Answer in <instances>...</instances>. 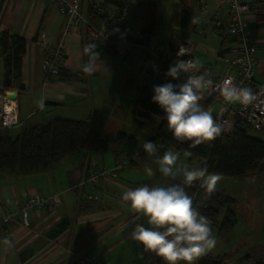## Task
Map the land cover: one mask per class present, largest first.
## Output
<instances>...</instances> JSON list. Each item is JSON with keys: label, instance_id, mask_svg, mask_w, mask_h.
I'll return each instance as SVG.
<instances>
[{"label": "crops", "instance_id": "1", "mask_svg": "<svg viewBox=\"0 0 264 264\" xmlns=\"http://www.w3.org/2000/svg\"><path fill=\"white\" fill-rule=\"evenodd\" d=\"M100 1L109 11L122 0ZM202 1L209 10L206 14L202 11ZM246 1L251 6L248 17L259 60L254 81L264 87V0ZM183 9L189 10L185 24L181 19ZM132 12L133 19L115 30V40H135L141 32L152 30L148 44L135 43L127 54H121L116 43L103 44V49L97 46L99 58L95 61L94 71L87 73L83 70L89 60L85 47L92 39H89L86 28L81 27L67 38L64 71L47 76L42 67L47 51L36 43L37 36L45 32L56 43L61 41L67 17L48 0H0V30L8 29L27 39L22 63L25 88L23 91L11 89L17 94L21 125L11 131L16 133L22 126L46 123L57 117L90 119L94 129L92 139L84 149L66 155L49 170L0 173L2 207L22 203L27 194L35 191L46 197L58 194L61 199L53 211L47 207L33 210L29 227L23 225L19 215L9 222L0 233V264H75L77 256L87 253L99 255L105 264H148L142 258L143 246L132 239V232L137 224L150 225L146 217L132 212L129 203L122 200V194L126 189L145 184L134 177L140 165L146 163L141 160L145 152L143 144L151 140L141 144V154L132 160L134 150L126 144V139L118 137L125 133L133 138L129 140L131 143L139 145L137 137L128 133L127 126L144 127V120L152 121L157 117L142 109L140 87L143 68L156 66L158 53L163 50L165 42H190L193 60L202 71L223 70L222 52L228 44L227 41L224 44V36H228L229 13L222 0H136ZM213 12H218V17L206 21ZM145 52H150L149 62ZM132 59L138 62L139 82L131 81L132 69L126 65ZM4 84L5 61L0 47V88H4ZM40 100H43L42 105ZM111 131L112 138L116 136L112 151L105 148ZM121 150L126 152L122 154ZM160 154L163 151L160 150ZM129 155L128 159L132 161L127 167L120 168L115 177L105 176L94 187L95 190H104L106 199L101 202L87 198L85 194L89 189L81 185V180L88 170L100 166L112 168L118 160L126 158L122 156ZM122 174L128 178L123 179ZM218 233L222 236L220 230ZM215 238L217 245L210 254H233L227 264H252L256 258H264L261 252L238 253L236 244L228 247L219 236ZM247 254L252 259L242 261Z\"/></svg>", "mask_w": 264, "mask_h": 264}, {"label": "trees", "instance_id": "2", "mask_svg": "<svg viewBox=\"0 0 264 264\" xmlns=\"http://www.w3.org/2000/svg\"><path fill=\"white\" fill-rule=\"evenodd\" d=\"M105 9V8H104ZM189 10L181 11L182 23H186ZM107 9L98 12L92 5L88 8V18L95 28L100 29L107 24ZM261 18V15H260ZM153 31L141 32L135 40L136 44H148L151 41ZM224 36V35H223ZM115 38V33H114ZM229 36H224V44ZM95 43L103 49L102 43L88 40L87 45ZM115 44V43H111ZM109 44V45H111ZM108 46V45H106ZM0 47L5 61V84L2 89H18L23 91L25 85L22 82V63L27 49V39L23 36L13 34L8 29L0 30ZM171 63L164 62L161 58L157 60L156 71L153 67L143 68V81L140 87L139 103L147 113L157 116L161 123L154 137L166 145V148L174 147L181 154L188 155L189 160L199 159L202 167L207 166L210 172H218L222 176L248 177L258 175L264 171V140L253 136L244 130L232 133H223L211 145H199L190 147V142H178L168 130L167 121L163 110L157 103L152 101L154 95L153 86L162 85L166 82L178 83L179 80L166 75ZM64 71V67L61 72ZM200 103L207 110L214 102L206 91L201 93ZM11 128L0 129V173L42 172L49 170L70 153L79 152L91 141L94 129L90 119H71L57 117L46 123L29 124L20 127L16 136L12 134ZM118 139L133 138L125 133H120ZM180 177L171 180L170 184L180 183ZM201 187L199 183L193 187H187L186 191L193 197L194 204L199 206V211L211 222H219L220 234L230 233L237 223L235 211L236 198L225 191L217 190L209 195V202L204 203L198 198ZM234 257L233 254L225 253L214 256L209 254L202 258L198 264H227ZM143 260L150 264H164L162 259L154 253L145 252L142 248ZM252 256L247 254L242 261H248ZM252 264H264L262 256L253 260Z\"/></svg>", "mask_w": 264, "mask_h": 264}, {"label": "clouds", "instance_id": "3", "mask_svg": "<svg viewBox=\"0 0 264 264\" xmlns=\"http://www.w3.org/2000/svg\"><path fill=\"white\" fill-rule=\"evenodd\" d=\"M195 23L196 19L193 18ZM97 45L90 43L85 47L89 55L84 71L92 73L95 61L99 58ZM180 55V53H178ZM187 66L183 60L170 66L166 75L179 80L181 72ZM152 101L163 110L168 130L178 142H190V147L211 146L225 130L210 110L200 103L201 93L206 90H218L229 104L247 107L256 99L252 89L238 86L234 80L226 79L221 85H214L211 75L204 72L189 75L182 82H166L153 86ZM43 104V100L39 101ZM144 151L158 165L165 176L180 183L169 186H143L126 189L122 200L128 202L133 213L147 218L149 227L137 224L132 232V239L143 246L145 252L154 253L164 264H198L209 255L217 245L213 235L211 221L199 211L187 187L199 186L209 195L217 191L222 174L210 172L205 165L189 169L181 159V153L166 148L164 143L144 142ZM164 149L163 154L160 150ZM191 155V153H187ZM149 175L152 170L148 169Z\"/></svg>", "mask_w": 264, "mask_h": 264}, {"label": "built area", "instance_id": "4", "mask_svg": "<svg viewBox=\"0 0 264 264\" xmlns=\"http://www.w3.org/2000/svg\"><path fill=\"white\" fill-rule=\"evenodd\" d=\"M55 3L60 12L67 17L63 29V39L55 42L47 33L41 32L36 39V43L47 51V56L42 62L43 72L47 76H56L61 73V69L66 65L68 54L67 38L81 27L86 28L89 39L98 41L104 45L116 43L121 54H127L134 46L133 41H119L114 38L117 28L132 20V7L136 0H122L118 5H114L107 11V24L100 29L91 25L88 18V8L90 5L96 8L98 12H104V4L100 0H48ZM229 13L228 36L230 41L225 45L222 57L225 66L221 72L209 73L214 85H221L226 79H232L238 86L252 89L256 99L247 107L240 104H229L218 90H206L209 97H213L215 102L207 109L217 118L223 127V133H232L244 130L251 133H257L258 137L264 140V87L257 85L254 77L259 66V60L256 55L257 45L252 38V24L248 17L250 12V3L246 0H222ZM202 11L204 14L209 12L206 4L202 1ZM218 17V12H213L206 17V21ZM202 31H200L201 33ZM193 45L190 42L173 43L171 40L165 42L164 48L158 53L159 58L164 62L175 65L183 60L187 66L186 70L181 72L182 81L189 75H199L204 73L194 62ZM180 53V55H178ZM156 71L160 68L154 67ZM219 104V110L215 113V106ZM21 125L19 116V106L17 94L11 89H2L0 91V129L14 128ZM141 154V150L135 151L131 155L134 160ZM131 159L123 158L118 160L112 168L100 166L88 170L81 180V185L88 188L85 194L89 199H95L103 202L107 194L104 190H95L100 180L105 176H117L122 167H127ZM58 194L51 197L44 196L41 192L35 191L27 194L25 201L16 203L13 206L2 207L0 205V233L9 222L19 215L23 225H31L30 216L33 210L39 208L55 209V205L60 203ZM75 264H105L99 255L87 253L79 255L74 260Z\"/></svg>", "mask_w": 264, "mask_h": 264}, {"label": "rangeland", "instance_id": "5", "mask_svg": "<svg viewBox=\"0 0 264 264\" xmlns=\"http://www.w3.org/2000/svg\"><path fill=\"white\" fill-rule=\"evenodd\" d=\"M133 19V18H132ZM147 59L146 61H150V52H145ZM152 54V52H151ZM153 56V55H152ZM147 62V63H148ZM137 64L134 59H132L126 65L132 69V82H139L138 80V71ZM220 105L216 104L215 113L218 112ZM158 123H160V119L158 117H154V120H144V127H140L136 125L135 127L127 126V131L130 135L137 137L138 144H133L126 139V144L130 145L132 151L135 152L141 148V144H143L146 140H151L157 144H160L161 141L154 136L155 129L158 127ZM154 133V134H153ZM14 136L17 134L12 132ZM113 131L108 135V142L106 144V150L108 148L110 151L114 149V140L116 136L112 138ZM253 136H257V133H251ZM137 145V146H136ZM173 151H175L174 147H171ZM122 154L126 152V150H121ZM131 151V152H132ZM164 151V149H161ZM127 155V154H126ZM131 155V154H130ZM129 156H122L129 158ZM143 160L146 162L144 165H140L139 170L135 172V179H140L143 183L149 184L152 186H169L171 182L170 177H165L160 171L156 163L154 162L155 158L148 156L146 152H144ZM181 159L188 166V168L195 169L201 167V160L195 159L193 161L189 160L188 155L181 154ZM148 169L152 170V174L149 175ZM222 180L218 183L217 190L225 191L229 195L236 198L235 211L237 214V223L235 224L233 231L226 235L220 236L219 231V221L211 222V228L214 236H219V238L224 241V244L228 247H232L236 244L238 253L245 251H253V252H261L264 253V171L259 173L258 175L248 176V177H234V176H222ZM122 178L126 179L128 176L126 174H122ZM199 198L204 203L209 202V196L205 192L203 188L199 189ZM229 235V237H227ZM224 248V245L221 246ZM226 249V248H225ZM248 253V252H247Z\"/></svg>", "mask_w": 264, "mask_h": 264}]
</instances>
